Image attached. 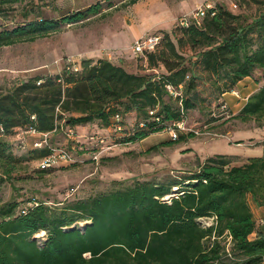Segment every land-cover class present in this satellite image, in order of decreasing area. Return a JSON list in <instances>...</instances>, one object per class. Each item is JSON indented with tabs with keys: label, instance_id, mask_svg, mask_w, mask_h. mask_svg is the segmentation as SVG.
Here are the masks:
<instances>
[{
	"label": "trees",
	"instance_id": "16d2710c",
	"mask_svg": "<svg viewBox=\"0 0 264 264\" xmlns=\"http://www.w3.org/2000/svg\"><path fill=\"white\" fill-rule=\"evenodd\" d=\"M32 1L0 0V16ZM237 3L239 9L253 5L257 13L235 14L213 5L199 24L178 23L171 34L161 35L155 50L142 58L147 70L163 69L161 75L132 74L108 60L88 59L79 68L65 67L55 76H35L0 90V186L11 183L26 160L20 154L23 141L14 142L18 135L37 137L36 142L47 135V145L35 148L33 142L24 152L37 161L57 148L50 139L56 133L82 154L75 131L88 124L99 123L108 133L88 140L112 146L171 129L178 132L171 145L195 138L177 128L190 111L202 112L255 71L264 72V0ZM97 14L99 6H93L46 20L33 7L23 8V23L0 30V48L35 42ZM233 119L254 120L264 129V86ZM231 163L225 155L208 157L186 176L136 182L61 206L36 199L21 208L17 202L5 204L0 207V264H264V235L250 238L256 231L251 206L264 207V157L241 166ZM202 219L211 223L202 226ZM83 222V230L75 226ZM39 233L45 236L42 245L34 238Z\"/></svg>",
	"mask_w": 264,
	"mask_h": 264
},
{
	"label": "rangeland",
	"instance_id": "374dc122",
	"mask_svg": "<svg viewBox=\"0 0 264 264\" xmlns=\"http://www.w3.org/2000/svg\"><path fill=\"white\" fill-rule=\"evenodd\" d=\"M129 1L33 0L14 6L7 11L6 18L0 16V30L23 23L20 12L27 7H33L46 20L60 19L93 6H99V14L78 24L63 26L60 32L35 42L0 48V90H9L15 83L35 76H55L65 67L79 68L80 63L88 59L108 60L132 74L161 75L163 69L147 70L144 59L133 53L136 41L154 33L171 34L180 19L204 4L218 5L235 14L254 16L257 13L253 5L239 9L238 0H140L128 6ZM261 86H264V72L255 71L251 78L202 112L190 111L181 132H193L195 138L180 144L171 145L168 131H161L127 146H102L88 137H104L108 133L100 131L99 123L88 124L75 131L79 139L74 141H79L78 147L83 144L82 154L70 150V142L63 133L50 135L53 146L72 153L75 161L41 169L40 161L27 159L28 154L24 153L38 138L18 135L14 142L23 141L26 147L20 154L26 156V160L20 164L12 182L0 186V207L17 202L21 208L30 199L48 206H61L125 189L136 182L162 183L196 171L203 157L215 154L234 156L231 166H241L247 163L248 155L256 152L255 145L262 148L264 133L254 120L242 123L233 119L244 98L236 94L247 95ZM169 100L165 97L166 102ZM172 102L177 106L174 95ZM238 139L241 141L235 142ZM231 145L235 148L229 149ZM199 223L207 226L211 221L202 219ZM85 224L75 226L83 230ZM34 238L39 245L45 241L43 233Z\"/></svg>",
	"mask_w": 264,
	"mask_h": 264
},
{
	"label": "built area",
	"instance_id": "2783aa9c",
	"mask_svg": "<svg viewBox=\"0 0 264 264\" xmlns=\"http://www.w3.org/2000/svg\"><path fill=\"white\" fill-rule=\"evenodd\" d=\"M213 7L212 4H204L203 6H201L200 8H198L196 11H194L193 13L189 14L186 17H183L182 19L179 20V24L180 25H187L188 22L190 20L195 21L196 23H200V19L205 15L206 10H209ZM161 40V35L159 34H155V35H150L148 37H146L145 39H139L138 41L135 42L134 47H133V53L136 56H139L141 58H143L147 53L153 52L156 48V46L158 45V43ZM170 91L171 89L168 88ZM178 130L181 131L183 130V124L178 125ZM31 135H36V133L34 131H30L28 132ZM170 138L172 140H175L177 138V131L176 130H169L168 131ZM47 135L42 136V141H37L34 143V147L35 148H42L45 145H47ZM99 143L104 144V140L100 139ZM103 148V147H101ZM94 159H97V157H94ZM74 160V156L72 155V153L68 152L65 149L62 148H55L52 150V154L41 160L40 161V168L41 169H47L50 167H53L54 165L58 164V163H70L73 162Z\"/></svg>",
	"mask_w": 264,
	"mask_h": 264
},
{
	"label": "crops",
	"instance_id": "0c3cea01",
	"mask_svg": "<svg viewBox=\"0 0 264 264\" xmlns=\"http://www.w3.org/2000/svg\"><path fill=\"white\" fill-rule=\"evenodd\" d=\"M246 80V79H245ZM245 80H243V81H245ZM242 81V82H243ZM242 82H240L239 84H238V86L242 83ZM237 86V87H238ZM257 91V89H255V91H253V92H251L250 94H247V95H245V94H236V97H238L239 95L240 96H242V97H244V98H242V103H239L238 105H240V107H239V110L238 111H240L241 110V108L243 107V105L245 104V102H246V100H247V98L249 97V96H251L254 92H256ZM262 133H264V129H262ZM226 140H229V139H226ZM237 141H241V139H238V140H236L235 142H237ZM234 142V141H233ZM232 144V143H231ZM261 145V144H260ZM258 146L259 145H255L254 147H255V150H256V152L254 153V154H251V155H248V158H245L246 160H248V159H250V158H256V157H259V156H262V154H264V139H262V148H258ZM260 147V146H259ZM230 148H235L233 145H231V146H229V149ZM216 155V154H215ZM215 155H212V156H215ZM220 155H225V156H228V157H234V156H231V155H227V154H220ZM212 156H209V157H212ZM236 156V155H235ZM204 159L203 160H205L206 158H208V157H203ZM251 209H252V213H253V216H254V219H255V221H256V231H255V233H253L251 236H250V238L251 239H254L258 234L259 235H264V207H260V208H258V207H256V206H254V205H252L251 206Z\"/></svg>",
	"mask_w": 264,
	"mask_h": 264
}]
</instances>
